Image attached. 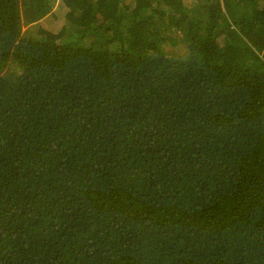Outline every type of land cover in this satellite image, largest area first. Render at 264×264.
<instances>
[{
	"label": "trees",
	"instance_id": "1",
	"mask_svg": "<svg viewBox=\"0 0 264 264\" xmlns=\"http://www.w3.org/2000/svg\"><path fill=\"white\" fill-rule=\"evenodd\" d=\"M0 264H264V0H0Z\"/></svg>",
	"mask_w": 264,
	"mask_h": 264
},
{
	"label": "rangeland",
	"instance_id": "2",
	"mask_svg": "<svg viewBox=\"0 0 264 264\" xmlns=\"http://www.w3.org/2000/svg\"><path fill=\"white\" fill-rule=\"evenodd\" d=\"M187 2H190L191 0H186ZM58 1L55 2V7H54V11L53 12H56V13H59L62 9H60L58 7ZM54 15L53 14H49L46 19L44 20V24L45 26L47 27H50L51 29L49 30H52V31H56V27H58L59 23L56 24V21H54ZM36 30L34 29L33 32H35Z\"/></svg>",
	"mask_w": 264,
	"mask_h": 264
}]
</instances>
